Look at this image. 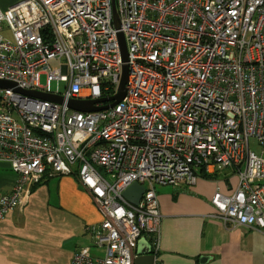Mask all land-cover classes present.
<instances>
[{
    "label": "built area",
    "instance_id": "1",
    "mask_svg": "<svg viewBox=\"0 0 264 264\" xmlns=\"http://www.w3.org/2000/svg\"><path fill=\"white\" fill-rule=\"evenodd\" d=\"M118 33L124 98L69 108L116 93ZM0 80L61 98L0 89V162L17 176L0 219L45 177L74 176L101 210L86 234L103 251L72 264H134L140 239L157 245L156 188L226 169L237 185L213 194L217 216L264 229V0H16L0 8ZM135 183L133 205L122 194Z\"/></svg>",
    "mask_w": 264,
    "mask_h": 264
},
{
    "label": "crops",
    "instance_id": "2",
    "mask_svg": "<svg viewBox=\"0 0 264 264\" xmlns=\"http://www.w3.org/2000/svg\"><path fill=\"white\" fill-rule=\"evenodd\" d=\"M14 1L0 0V8ZM16 178L0 162V193H9ZM236 185L237 176L226 169L203 174L192 186L156 188L157 245L145 236L136 249L147 245L154 264H264V229L224 224L210 203L215 192L227 195ZM101 220V210L74 176L45 177L0 219V264H72L75 252L91 248L86 227ZM201 257L207 260L200 263Z\"/></svg>",
    "mask_w": 264,
    "mask_h": 264
},
{
    "label": "water",
    "instance_id": "3",
    "mask_svg": "<svg viewBox=\"0 0 264 264\" xmlns=\"http://www.w3.org/2000/svg\"><path fill=\"white\" fill-rule=\"evenodd\" d=\"M113 13H114L115 27L118 28L119 24H118L116 13L115 11H113ZM117 37L119 41L120 55H121V61L123 65H122L120 80L117 86L116 93L107 99H97V100H92V101L71 100L67 104L69 108L79 111V112L101 111L109 107H113L114 105L122 101V99L124 98L125 82H126V74H127V67L125 64L127 61V53H126L125 42H124L122 34L118 33ZM0 89H15L16 91L22 92L26 95H30L32 97H37L42 100H47L50 102L61 103L60 97H54L49 94H38L35 92H31V91H23L18 88H15V84L9 81L0 80ZM98 103H102V104L108 103V104H105L103 106H98V107L94 106L95 104H98ZM143 192H144V187L142 185L135 183V184L130 185L123 192L122 196L129 203L136 205L139 202ZM140 241H143V239H140L137 245L139 244ZM206 260H207L206 257H201L200 263H204ZM134 264H154V254L151 252V250H149L147 245L145 246V249H142V250H140V248L137 247L136 258L134 260Z\"/></svg>",
    "mask_w": 264,
    "mask_h": 264
},
{
    "label": "rangeland",
    "instance_id": "4",
    "mask_svg": "<svg viewBox=\"0 0 264 264\" xmlns=\"http://www.w3.org/2000/svg\"><path fill=\"white\" fill-rule=\"evenodd\" d=\"M51 68H54V67H56L57 65L56 64H54V63H51L50 65H49ZM39 83H40V85H44V83H45V75L44 74H41L40 75V78H39ZM62 84H61V89H62ZM51 88L52 89H54V84H52L51 85ZM252 145H253V143H251ZM15 174V173H14Z\"/></svg>",
    "mask_w": 264,
    "mask_h": 264
},
{
    "label": "trees",
    "instance_id": "5",
    "mask_svg": "<svg viewBox=\"0 0 264 264\" xmlns=\"http://www.w3.org/2000/svg\"><path fill=\"white\" fill-rule=\"evenodd\" d=\"M206 176V175H205Z\"/></svg>",
    "mask_w": 264,
    "mask_h": 264
}]
</instances>
